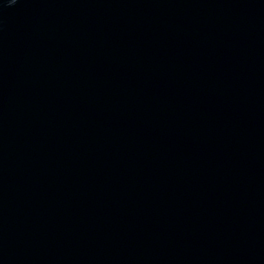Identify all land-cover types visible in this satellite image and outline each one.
Listing matches in <instances>:
<instances>
[{
	"label": "water",
	"instance_id": "1",
	"mask_svg": "<svg viewBox=\"0 0 264 264\" xmlns=\"http://www.w3.org/2000/svg\"><path fill=\"white\" fill-rule=\"evenodd\" d=\"M0 264H264V0H0Z\"/></svg>",
	"mask_w": 264,
	"mask_h": 264
},
{
	"label": "clouds",
	"instance_id": "2",
	"mask_svg": "<svg viewBox=\"0 0 264 264\" xmlns=\"http://www.w3.org/2000/svg\"><path fill=\"white\" fill-rule=\"evenodd\" d=\"M12 2H13V3H15V2H16V0H12Z\"/></svg>",
	"mask_w": 264,
	"mask_h": 264
}]
</instances>
